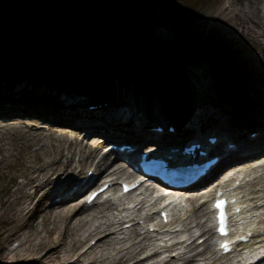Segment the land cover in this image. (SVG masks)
Wrapping results in <instances>:
<instances>
[{
    "label": "bare ground",
    "instance_id": "obj_1",
    "mask_svg": "<svg viewBox=\"0 0 264 264\" xmlns=\"http://www.w3.org/2000/svg\"><path fill=\"white\" fill-rule=\"evenodd\" d=\"M202 15L198 30L208 28L215 42H220L246 71L245 91L250 93L252 107L235 110L230 102L221 100L220 95L226 93L223 87L229 85L217 72L215 76L214 65L206 53H201L206 51L202 47L194 55L199 54L190 65L187 83L184 81L182 87L172 81L151 82V88L159 91L153 97L126 79L123 89L112 83L130 69L125 65L119 66L118 76L104 80L90 78L101 80L99 98L86 101L75 93L56 95L57 104L69 106V110H58L53 104L47 116L27 109V104H37L0 90V172L7 169L17 174L12 180L15 189L7 186L4 189L7 199L0 200L3 209L0 221L6 225L0 230V264H146L148 260L141 255L149 247L166 248L162 255L170 256L173 264L186 260L201 248L207 255H200L195 261L198 264H234L233 259H217L213 246L209 201L216 195V189L202 195L194 192L185 201L170 199L173 206L169 211L174 222L154 234H148L142 223L152 213L157 195H139L134 204L141 207L136 211L129 210L130 203L118 197L109 204L91 208L86 205L87 191L100 189L106 178L115 189L118 180L126 176L123 159L132 154L110 153L114 143H128L138 153L150 146H161L165 155L170 156L171 150L195 140L204 144L209 156L221 158L222 173L231 174L228 171L234 162L242 164L235 177L219 184L224 193L239 200L243 210L241 226L236 230L254 235L250 244L239 249L238 257L264 247V95H258L259 86L264 85V0H227L221 9ZM158 32L164 37L172 35L165 30ZM145 67L141 59L137 70ZM144 73L141 77L133 72L132 82L135 78L144 85L149 78L145 69ZM15 86L13 94L21 91L20 85ZM110 88H114V95L109 94ZM243 88V84L238 86L241 92ZM188 90L194 93L191 98ZM41 94L49 97L46 90ZM226 97L232 99L231 95ZM98 99L102 100V106L86 108L97 104L93 100ZM32 116L43 120L44 125L32 122ZM151 123H163L176 131L174 135L169 132L159 135L152 131ZM207 134L219 138L217 147L212 148L204 141ZM102 139L112 144L103 147ZM19 143L22 145L18 146ZM229 145H234L236 151L227 150ZM56 154L59 157L54 159ZM29 158L33 160L27 161ZM71 169L75 174H70ZM90 172L93 177L85 181ZM0 180L5 181L6 177L0 174ZM237 182L239 186L234 188L233 183ZM122 220H129L127 223H133V228L123 230ZM174 229L184 231L179 234L172 232ZM200 231L208 236L203 246L194 245L201 239L196 238ZM192 239L195 241L191 246H184ZM12 241L15 245L8 248Z\"/></svg>",
    "mask_w": 264,
    "mask_h": 264
},
{
    "label": "trees",
    "instance_id": "obj_2",
    "mask_svg": "<svg viewBox=\"0 0 264 264\" xmlns=\"http://www.w3.org/2000/svg\"><path fill=\"white\" fill-rule=\"evenodd\" d=\"M176 1L0 0L2 84L44 82L97 98L100 86L91 89L88 78L112 76L120 60L148 53L150 81L181 86L183 64L196 54L199 41L191 36L186 8ZM159 11L175 18L170 43H158L153 35ZM220 52L211 54L220 79L229 85L223 90L240 101L241 92L231 87L241 85L239 71Z\"/></svg>",
    "mask_w": 264,
    "mask_h": 264
},
{
    "label": "rangeland",
    "instance_id": "obj_3",
    "mask_svg": "<svg viewBox=\"0 0 264 264\" xmlns=\"http://www.w3.org/2000/svg\"><path fill=\"white\" fill-rule=\"evenodd\" d=\"M227 0H177L176 2L184 5V7L186 8L187 12H188V15L190 16L191 18V27H190V32H191V36L195 39V40H198L199 43H198V46L196 48L198 49H201L202 48H205L206 51L204 50L203 52L201 51V53H206V56L208 57L209 60L212 61L213 65H214V74L216 76V72L219 73V71L217 70L214 62H213V55L211 54L212 51H221L220 53H222L223 57L226 58L228 60V64H231L233 65L234 67H236L239 71V74L241 76V79H240V84H243L244 85V88L241 92V100L240 101H236L234 98L230 99V98H227L226 96H229L228 94L224 93L223 96L220 95L221 97V100L224 101V102H230L235 110H239L243 107H246L248 108L251 104H249V98H250V93L247 94V92L245 91V89L247 88V85H246V71L241 69L240 66L237 64L236 60H234L233 56H231L230 54L227 53V49L225 48H222L220 42H215L214 38H212V36L209 35V31H208V28H203V29H200L198 30V22L201 20V17L203 16L202 14L204 12H208L209 10H216V9H221V7H223L225 5V2ZM190 3V4H188ZM175 18L173 17L172 19L171 18H166L160 11L156 13V15L154 16V21H153V35L156 39V41L158 43H170L174 40V27H173V20ZM158 30H165L166 32H171V36L170 37H164L162 36L161 34H159ZM208 44V46H207ZM253 46V45H252ZM254 47V46H253ZM198 49H197V52H198ZM255 50V48H253ZM253 54V51L251 52ZM195 55V54H194ZM199 54H197L196 56H192L191 59L189 58L187 60V62H185L183 64V72H184V81L185 83H187V74H188V70H190L191 68V64L194 63L195 61V58L198 56ZM228 58H227V57ZM149 55L148 53H143V54H140L137 58H132V59H125V60H120L118 64H116V70L114 72V75L116 74V76H118V73L119 72V66L121 65H125L127 67H129L130 69H126L124 70L123 72H126L124 76H122L118 81H117V78H114L112 80V83L115 82V84L117 85L118 88H124V83H123V80H127L129 84H137L139 86V89L144 93V94H149L150 96L149 97H153L154 94H157L159 91H155V89H152L151 86L149 85V83H151V78L149 77L145 82L144 85L140 84V82L138 81V79H135L134 78V82H132V73L134 72V74L137 72L140 74L141 77H144L145 76V73H144V69L146 72H148V75L151 73V69H150V61H149ZM143 59L144 62H145V65L146 67L144 69H138L137 70V64L140 62V60ZM131 63L132 66H128V64ZM188 65V66H187ZM186 66V67H185ZM137 70V71H136ZM136 71V72H135ZM100 79L104 80L103 77H101ZM245 79V80H244ZM101 81V80H96V79H91L88 78L86 80V84L90 85L91 89H94L96 88L98 85V82ZM169 81V80H168ZM173 82V81H172ZM2 80L0 79V90L1 92H5V94L7 95H11L13 97H17V96H21L23 97L26 102H29V104H37L38 106H31V105H28L27 104V109L31 112H38V114L42 115V116H47L49 115V108L51 105L53 104H56V107L58 108V110H65V109H68L69 106L67 107H62V106H59L57 103L58 101L57 100H54L57 96L56 95H59L61 96L62 94H79V95H75V96H79V97H82L83 99H85L86 101H89V95L88 94H85V93H81L80 91H77L75 89H70L68 90V86H60V85H53V86H49V85H46L43 84L44 82H40L38 85H35L37 87L35 88H30V87H25L23 85H26V84H31L28 82H21L20 84H15V85H20L19 87L21 88V91L20 92H17V93H12L11 90L15 89L17 86L15 85H10V84H5V85H9L8 88H3L2 86ZM4 84V83H3ZM233 84V83H231ZM129 86V85H127ZM183 87V84L181 85ZM22 87L26 88V89H22ZM219 87V86H218ZM217 87V88H218ZM232 87V86H231ZM48 88H52V92L48 91L49 89ZM58 88V89H57ZM67 88V89H66ZM234 88L235 90L238 89V86L237 85H234ZM152 89V91H151ZM191 89V88H190ZM46 90L47 94L49 97H43V94H41V92H44ZM259 93L258 95L259 96H263L264 95V85L263 86H259ZM17 91V90H16ZM15 91V92H16ZM190 91V97H192V94H194L193 92L191 93V90H188ZM58 92H60L59 94H57ZM105 92V90H104ZM109 94H113L114 95V88H110L109 89ZM107 92V93H108ZM106 93V92H105ZM100 94H102V92L100 91ZM159 95V93H158ZM257 95V94H256ZM100 96V95H99ZM38 97V98H37ZM93 98V97H92ZM59 99V97H58ZM248 102H247V100ZM95 103L97 104H92V105H87L86 107V104H88V102L85 103V107L86 108H90L92 107L93 109L97 108L98 106H102V100L98 99V100H93ZM221 101V102H222ZM42 103V104H41ZM115 107V106H114ZM69 110V109H68ZM63 113L65 111H62ZM150 116V115H149ZM36 117V116H35ZM35 117H31L33 119H30L32 122L34 123H40L42 125H44V121L43 120H37V118ZM28 120V119H27ZM150 125V128L152 130H154L153 128H156L157 126H163L164 128H168L166 127L163 123L161 124H154V123H151L149 124ZM64 128V127H62ZM59 130H64V129H59ZM78 136L79 137H82L81 133H78ZM212 136V134H207L205 136V139L207 137H210ZM112 144V141H107L103 147H106L107 145H110ZM119 144V143H118ZM22 144L19 143L18 146H21ZM115 145V143L113 144V146ZM122 145H128V143H123ZM121 144H119L118 146H122ZM35 148H33L34 150ZM59 156L56 154L54 155V159L55 158H58ZM33 159H27V161H31ZM16 161L13 159L12 160V164H15ZM28 164V163H26ZM89 168V165L87 167L84 168V172L85 170H87ZM76 171H74L73 169H71L70 171V174H75ZM83 172V174H84ZM15 170H3L0 172L1 175H4L6 177V180L5 181H2L0 180V200L3 199V200H6L7 199V196H5V191L4 189L7 187V186H10L12 190L15 189V186L14 184L12 183V180L13 178H15V176L17 174H15ZM73 176V175H71ZM59 200V199H57ZM1 209L0 208V212H1ZM3 210V209H2ZM6 225L0 221V230H2L3 228H5ZM1 233V231H0ZM2 243V241H0V244ZM15 245V242L12 241V242H9L8 243V248H12V246Z\"/></svg>",
    "mask_w": 264,
    "mask_h": 264
},
{
    "label": "snow or ice",
    "instance_id": "obj_4",
    "mask_svg": "<svg viewBox=\"0 0 264 264\" xmlns=\"http://www.w3.org/2000/svg\"><path fill=\"white\" fill-rule=\"evenodd\" d=\"M125 190H128V186H125ZM226 201L218 200L213 206L220 210L219 213V228L218 231L221 235H227V229H226V214L224 211V205ZM167 218V214H165V219ZM242 239V238H241ZM221 247L224 249V251H229V243L226 241L223 244H221Z\"/></svg>",
    "mask_w": 264,
    "mask_h": 264
}]
</instances>
